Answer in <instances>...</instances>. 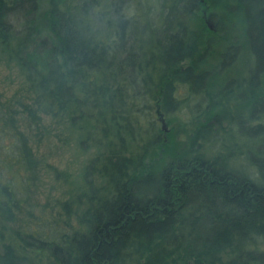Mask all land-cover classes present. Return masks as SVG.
Returning <instances> with one entry per match:
<instances>
[{
	"label": "trees",
	"instance_id": "1",
	"mask_svg": "<svg viewBox=\"0 0 264 264\" xmlns=\"http://www.w3.org/2000/svg\"><path fill=\"white\" fill-rule=\"evenodd\" d=\"M0 46V264H264V0H0ZM56 120L101 135L76 224L34 197Z\"/></svg>",
	"mask_w": 264,
	"mask_h": 264
},
{
	"label": "rangeland",
	"instance_id": "2",
	"mask_svg": "<svg viewBox=\"0 0 264 264\" xmlns=\"http://www.w3.org/2000/svg\"><path fill=\"white\" fill-rule=\"evenodd\" d=\"M204 17L208 27H210L209 24L212 26L211 28H214V25L216 28L218 27L216 21L206 15H204ZM2 56L3 54L0 46V83L4 85L0 88L4 90L6 94H9L18 87L19 78L17 76V69L8 66L6 62L3 61ZM184 109L182 112H176V115L173 114V116H175L173 119L168 116V119L165 118L166 129L162 132V135L166 136V133L172 127L177 136V140L182 141V139H185V135L180 131L182 124H184L186 120ZM160 116H162L160 113L159 115L157 113L154 114V117H156L157 120V125L161 127L162 122L159 119ZM44 120L50 122L51 118L45 116ZM50 123L52 125V122ZM67 123V120H63L62 122H57V120L54 121L53 125L55 128L53 130L51 129L50 138L43 140L44 142L41 141L38 147H35L34 149L36 156L41 161V168L38 170L39 177L36 182V192L34 193V197L40 204L46 205L47 212H43V215L48 217L52 213L55 218L61 220L67 219L72 224H76V216L72 214L71 217H68L62 209L61 203L69 200L77 211H80L81 208L84 207L85 203L82 202V204H79L77 196L82 193L83 190L87 189V185L84 183V170L90 159L101 151V146L98 144V139L101 135L94 133V129L92 130L91 128V131L87 132L88 134L85 130H80V132L75 129L71 130ZM223 126L228 128L229 124L224 121ZM220 135H222V142L226 144L232 143L231 136L233 135V140L236 145L241 147L242 143L245 142V135L255 134L250 130L247 131L243 125L240 126L237 124L231 133L223 135V133L220 132ZM136 136V138H141L139 135ZM165 138L167 139L168 137L166 136ZM204 144L214 150L215 147H217L214 144L210 146L209 143L206 142H204ZM234 163L238 167H246L243 164L241 157H237V159L234 160ZM47 164L49 166H47ZM89 175L92 177L94 183L99 182L95 172L91 171ZM84 201H86L85 198ZM35 213H41L38 210V207L35 208ZM8 235H10V233ZM11 241L14 243L16 242L15 239H12Z\"/></svg>",
	"mask_w": 264,
	"mask_h": 264
},
{
	"label": "water",
	"instance_id": "3",
	"mask_svg": "<svg viewBox=\"0 0 264 264\" xmlns=\"http://www.w3.org/2000/svg\"><path fill=\"white\" fill-rule=\"evenodd\" d=\"M208 21V20H207ZM210 27H212L210 24H209ZM160 121L162 122V128L163 129H166V126H165V121H164V118L162 116L159 117Z\"/></svg>",
	"mask_w": 264,
	"mask_h": 264
}]
</instances>
